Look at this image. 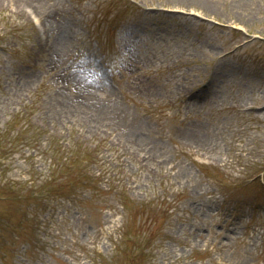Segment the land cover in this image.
<instances>
[{
  "label": "rangeland",
  "instance_id": "rangeland-1",
  "mask_svg": "<svg viewBox=\"0 0 264 264\" xmlns=\"http://www.w3.org/2000/svg\"><path fill=\"white\" fill-rule=\"evenodd\" d=\"M0 264H264V0H0Z\"/></svg>",
  "mask_w": 264,
  "mask_h": 264
},
{
  "label": "bare ground",
  "instance_id": "bare-ground-1",
  "mask_svg": "<svg viewBox=\"0 0 264 264\" xmlns=\"http://www.w3.org/2000/svg\"><path fill=\"white\" fill-rule=\"evenodd\" d=\"M37 1H40V0H37Z\"/></svg>",
  "mask_w": 264,
  "mask_h": 264
}]
</instances>
